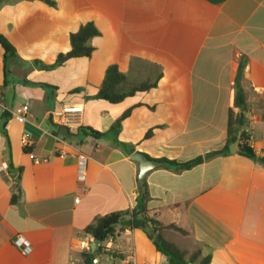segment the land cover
<instances>
[{
    "label": "crops",
    "instance_id": "obj_1",
    "mask_svg": "<svg viewBox=\"0 0 264 264\" xmlns=\"http://www.w3.org/2000/svg\"><path fill=\"white\" fill-rule=\"evenodd\" d=\"M56 1L55 8L39 0L0 5V33L21 59L7 63L5 77L0 45L1 115L10 114L0 132V166L6 167L0 172V264H80V244L94 219L136 204L135 153L155 161L205 158L182 172L161 165L145 178L151 215L191 233L166 231L167 240L181 249L201 246L212 264H264V165L240 153L213 155L225 149L238 87L250 146L264 160V0ZM87 22L101 33L91 40L90 59L50 71L33 66L68 53L71 33ZM111 65L126 75L122 90L157 86L118 104L97 99ZM24 105L29 112L21 124L12 113ZM69 105L83 113L67 137L50 113ZM80 127L104 136H80ZM25 130L32 134L29 152ZM80 155L87 157L83 182ZM17 237L31 243V254L13 244ZM108 246L117 258L111 261L105 250L94 264H169L140 229L119 231Z\"/></svg>",
    "mask_w": 264,
    "mask_h": 264
},
{
    "label": "trees",
    "instance_id": "obj_2",
    "mask_svg": "<svg viewBox=\"0 0 264 264\" xmlns=\"http://www.w3.org/2000/svg\"><path fill=\"white\" fill-rule=\"evenodd\" d=\"M7 0H0V5L4 4ZM51 7H57L56 0H39ZM101 33L93 22H87L82 24L79 29L71 33L70 43L71 50L68 53H61L58 55L54 64L46 65L41 61H33L32 64L35 68L44 71H50L57 67L63 66L66 62L73 59H90L95 48L91 45V40ZM0 45L4 50V64H5V77L8 73V59L15 57L21 60L15 47L11 42L0 33ZM126 75L119 69L118 65H111L107 68L104 80L98 89L97 94L94 96L97 99L107 101L112 104H118L125 100L127 97L134 95L137 92H146L157 86V82H143L136 85L129 90H122L121 86L126 82ZM26 84L45 86L48 85L40 83H32L25 81ZM235 109H230L228 113L227 121V143L225 149L233 144L240 135L239 146L241 149L240 154L256 162L257 155L253 148L250 146L249 133L246 130L247 117H246V100L243 91L237 87L235 98ZM130 110L126 111L122 118L119 119L115 125L119 127L123 118L130 114ZM7 117H10L9 113H6ZM80 136H92L95 139L101 138L104 134L93 131L89 128L80 127L78 130ZM152 134V130L148 131L146 137L148 138ZM224 149V150H225ZM219 151L213 154L226 155L228 152ZM29 152V149H25ZM162 164L166 169L174 170L175 172H182L191 170L205 162L203 156H199L189 161L179 162L169 159L156 160ZM146 187V184H145ZM17 196L13 195L11 202H17ZM150 196L148 191L143 192L140 189V194L136 199V204L131 210L118 211L106 214L104 216H98L94 221L85 229V235L89 238L100 240L102 243H106L109 239L115 240L119 231L126 229H140L147 237L153 242L158 252L169 258V264H212L211 256H204L202 247L198 246L193 251L183 250L175 243L165 238L166 231H174L182 236H190L191 233L175 224L165 225L158 220L157 214L151 215V211L148 208ZM139 217H142L139 219ZM126 220H131L132 223L129 227L122 226V223ZM157 235L154 237V235ZM105 251V247L102 246L98 251L82 253V262L80 264H94L97 256ZM110 260L113 261L117 258L114 253H107Z\"/></svg>",
    "mask_w": 264,
    "mask_h": 264
},
{
    "label": "built area",
    "instance_id": "obj_3",
    "mask_svg": "<svg viewBox=\"0 0 264 264\" xmlns=\"http://www.w3.org/2000/svg\"><path fill=\"white\" fill-rule=\"evenodd\" d=\"M0 111L3 113L5 108L0 104ZM29 112V106L24 105L19 107L12 115L15 117L17 122L24 124L27 121V114ZM5 113V112H4ZM83 113L82 106H63L61 109L53 110L50 113V119L54 125L59 128H67V129H77L79 127V118L80 115ZM32 137L31 132L24 131L22 137V145L25 149H28L32 144L30 139ZM6 167L0 166V172H3ZM86 172H87V157L85 155L79 156V168H78V180L80 182L85 181L86 179ZM76 202H79V198H76ZM112 239H109L106 244L105 250L110 253L108 250L109 244L112 242ZM13 244L19 249V251L23 255H29L32 252L31 243L23 237H17L13 240ZM94 243L91 238L82 241L80 244V250L82 253L92 252L94 250ZM71 264H77L75 260L71 262ZM111 264V263H108Z\"/></svg>",
    "mask_w": 264,
    "mask_h": 264
},
{
    "label": "water",
    "instance_id": "obj_4",
    "mask_svg": "<svg viewBox=\"0 0 264 264\" xmlns=\"http://www.w3.org/2000/svg\"><path fill=\"white\" fill-rule=\"evenodd\" d=\"M13 62H17V59L15 57L9 58L8 59V64H12ZM8 123V118L6 115H1V111H0V132L5 128L6 124ZM62 135H65L67 137L70 136L69 133V129L67 128H63L61 131ZM239 142H240V135L238 137V139L231 144L227 149L224 150V152H230L232 154L234 153H240L241 149L239 146ZM213 155H217V154H213ZM211 155L207 156L206 158L208 159ZM132 159L136 162L139 163L140 165V173H139V184H140V188L143 192L146 191V187H145V178L147 176V174L157 168L160 167L162 164L158 161L155 160H150L148 157H146L145 155L141 154V153H135L132 156ZM257 163L264 165V160L260 157H257ZM14 170H11V172H13ZM142 217H139V219H141ZM132 221L131 220H126L122 223V226L124 227H129L131 225ZM157 235L155 234L154 237H156ZM93 243H94V250L93 251H98L101 246H102V242L100 240L97 239H93Z\"/></svg>",
    "mask_w": 264,
    "mask_h": 264
},
{
    "label": "rangeland",
    "instance_id": "obj_5",
    "mask_svg": "<svg viewBox=\"0 0 264 264\" xmlns=\"http://www.w3.org/2000/svg\"><path fill=\"white\" fill-rule=\"evenodd\" d=\"M177 235H178V234H171L170 237L173 238V239L178 243V242H179V239H178V238H179L180 236H177ZM176 237H177V239H176ZM178 244H179V243H178ZM179 245H180V244H179ZM180 246H181V245H180ZM194 249H195V247H193V248L191 249V251H193ZM183 250H187V249L184 248Z\"/></svg>",
    "mask_w": 264,
    "mask_h": 264
}]
</instances>
